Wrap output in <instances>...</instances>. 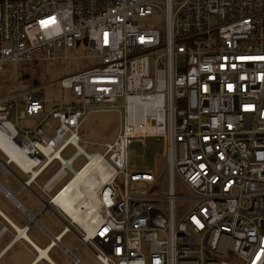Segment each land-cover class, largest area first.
Listing matches in <instances>:
<instances>
[{
    "label": "built area",
    "instance_id": "built-area-1",
    "mask_svg": "<svg viewBox=\"0 0 264 264\" xmlns=\"http://www.w3.org/2000/svg\"><path fill=\"white\" fill-rule=\"evenodd\" d=\"M82 36L99 64L53 84L59 97L0 96L5 182L38 198L52 165L61 180L97 156L110 178L73 233L103 264H264V0H0V72ZM97 111L121 117L102 154L79 131ZM147 141L157 163H134Z\"/></svg>",
    "mask_w": 264,
    "mask_h": 264
},
{
    "label": "crops",
    "instance_id": "crops-1",
    "mask_svg": "<svg viewBox=\"0 0 264 264\" xmlns=\"http://www.w3.org/2000/svg\"><path fill=\"white\" fill-rule=\"evenodd\" d=\"M54 165L30 185L38 198L13 178L6 181L10 196L0 189V264H85L78 257L84 246L73 233L76 224L45 205L70 180L58 187L64 179L56 178ZM6 182L0 170V186Z\"/></svg>",
    "mask_w": 264,
    "mask_h": 264
},
{
    "label": "rangeland",
    "instance_id": "rangeland-1",
    "mask_svg": "<svg viewBox=\"0 0 264 264\" xmlns=\"http://www.w3.org/2000/svg\"><path fill=\"white\" fill-rule=\"evenodd\" d=\"M159 23H162V19L155 15L151 18H146L140 21V24L143 25ZM94 54L95 53L89 49L86 37L82 36L75 40L71 47L60 46L54 48L51 51V56L54 57V60L52 58L46 59L43 57L35 58L30 62L19 61L17 63H6L3 71L0 72V96L16 91L43 88L42 93L44 98H57L59 97L60 92L57 86L53 84H58L59 80L67 75L98 65L99 59L94 57ZM67 95V91H63L65 101H67ZM17 125L22 129H29L34 125V122L19 119ZM120 128L121 117L118 113L113 111H97L89 114L84 119L79 131L84 134L83 140L88 145L87 152L102 154L104 151L103 145L114 141ZM131 149V158L134 163L139 164L141 155H144L145 162L157 163V160L155 159V161H153V159L154 153L160 151L159 144L147 141L146 144H136ZM72 153L73 149L70 147L61 155V157L67 159ZM0 157L4 159L1 153ZM84 162L85 160L83 157H79L73 163V168L78 169ZM11 167L14 168L13 166ZM163 172L164 166L161 164L158 167V174L160 175ZM19 175L25 179L22 174L19 173ZM70 176L71 173L68 174L58 187L65 183ZM47 177L48 176L45 178ZM78 257L82 259L85 264H103L100 259L94 258L93 254L86 247L81 248Z\"/></svg>",
    "mask_w": 264,
    "mask_h": 264
},
{
    "label": "bare ground",
    "instance_id": "bare-ground-1",
    "mask_svg": "<svg viewBox=\"0 0 264 264\" xmlns=\"http://www.w3.org/2000/svg\"><path fill=\"white\" fill-rule=\"evenodd\" d=\"M109 178L102 159L93 156L81 169L74 171L71 179L52 197L50 204L45 205L59 206L74 223L88 230L95 218L97 189Z\"/></svg>",
    "mask_w": 264,
    "mask_h": 264
},
{
    "label": "trees",
    "instance_id": "trees-1",
    "mask_svg": "<svg viewBox=\"0 0 264 264\" xmlns=\"http://www.w3.org/2000/svg\"><path fill=\"white\" fill-rule=\"evenodd\" d=\"M81 168H82V166H80L77 170H79V169H81ZM71 177H72V175L69 177V179H71ZM69 179H68V180H69Z\"/></svg>",
    "mask_w": 264,
    "mask_h": 264
},
{
    "label": "water",
    "instance_id": "water-1",
    "mask_svg": "<svg viewBox=\"0 0 264 264\" xmlns=\"http://www.w3.org/2000/svg\"><path fill=\"white\" fill-rule=\"evenodd\" d=\"M51 201L48 202V204H50Z\"/></svg>",
    "mask_w": 264,
    "mask_h": 264
}]
</instances>
